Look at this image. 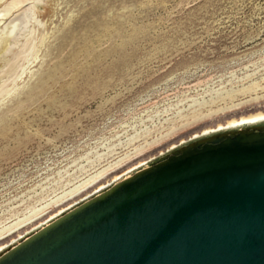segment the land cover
<instances>
[{
	"label": "rangeland",
	"instance_id": "obj_1",
	"mask_svg": "<svg viewBox=\"0 0 264 264\" xmlns=\"http://www.w3.org/2000/svg\"><path fill=\"white\" fill-rule=\"evenodd\" d=\"M256 113L264 0H0V258Z\"/></svg>",
	"mask_w": 264,
	"mask_h": 264
},
{
	"label": "water",
	"instance_id": "obj_2",
	"mask_svg": "<svg viewBox=\"0 0 264 264\" xmlns=\"http://www.w3.org/2000/svg\"><path fill=\"white\" fill-rule=\"evenodd\" d=\"M0 264H264V135L184 145Z\"/></svg>",
	"mask_w": 264,
	"mask_h": 264
},
{
	"label": "bare ground",
	"instance_id": "obj_3",
	"mask_svg": "<svg viewBox=\"0 0 264 264\" xmlns=\"http://www.w3.org/2000/svg\"><path fill=\"white\" fill-rule=\"evenodd\" d=\"M263 120H264V113L251 114V115H249L247 117H242L241 119L231 120V121H228L226 123L225 129L219 128V129H223L221 131V133L214 134V135H211V136H207L206 138L211 139L213 137L214 138L216 137V138H218L220 140H224V139L227 140L229 138L233 139L234 137H237L240 134L241 135H246V136L247 135H255V136L260 137V136L264 135V125H255L254 123L255 122H259V121H263ZM244 125H249V126L253 125V126L252 127H248V128L241 127V126H244ZM192 143H190V144H192ZM176 151L179 152L180 148L177 149Z\"/></svg>",
	"mask_w": 264,
	"mask_h": 264
}]
</instances>
